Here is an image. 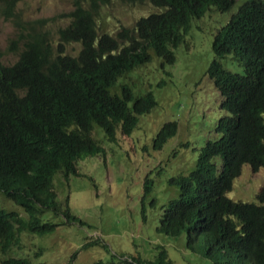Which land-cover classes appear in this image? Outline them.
<instances>
[{
	"label": "trees",
	"instance_id": "obj_1",
	"mask_svg": "<svg viewBox=\"0 0 264 264\" xmlns=\"http://www.w3.org/2000/svg\"><path fill=\"white\" fill-rule=\"evenodd\" d=\"M23 1L0 0L15 29L10 44L17 55L6 65L0 51V196L23 214L0 206V255L11 251L22 233L42 237L70 222L83 227L67 199L63 206L57 200L54 177H77L80 161L104 153L95 129L111 143L133 133L156 101L152 91L135 96L118 80L153 56L172 65L191 21L213 7L220 13L235 8L213 38L207 71L224 113L193 170L170 179L179 197L163 206L156 232L184 233L186 248L211 264H264V185L256 203L226 197L243 165L253 172L264 167V0L238 5L235 0H72L64 26L24 19L18 11ZM114 1L148 4L156 12L109 31L102 9ZM72 44L79 46L74 55L67 52ZM229 56L242 73L223 67L221 60ZM176 132V122L164 123L153 147L160 150ZM151 189L146 177L144 197ZM0 264L34 263L27 256H7ZM116 264L172 262L160 248L153 260L129 256Z\"/></svg>",
	"mask_w": 264,
	"mask_h": 264
},
{
	"label": "rangeland",
	"instance_id": "obj_2",
	"mask_svg": "<svg viewBox=\"0 0 264 264\" xmlns=\"http://www.w3.org/2000/svg\"><path fill=\"white\" fill-rule=\"evenodd\" d=\"M242 1L235 0V4ZM1 9L0 51L2 63L10 65L17 58L10 44L15 29ZM18 9L24 19L46 18L48 23L64 26L72 0H24ZM102 11L104 18L108 17L107 29L112 31L121 25L130 27L140 16L156 9L148 4L133 7L114 1ZM231 12L220 13L210 7L203 17L191 21L174 51L172 65H161V60L153 56L151 62L118 80L128 84L135 96L152 91L156 107L140 117L130 136H118L116 143L106 141L102 131L95 129L93 136L104 153L80 161L77 177H54L57 200L63 206L67 199L71 214L84 223L83 227L70 222L42 237L22 233L18 244L0 257L27 256L34 264H116L129 256L153 260L163 248L172 264H211L186 248L184 233L172 237L157 233L156 226L163 206L179 197L178 187L170 179L193 170L200 148L207 139L217 136L215 124L224 110L219 107L220 95L207 71L214 59L213 38ZM78 49L76 44L67 46L72 55ZM221 63L231 72H243L230 56ZM167 122H176L177 132L156 150L153 139ZM146 177L152 180V189L144 197ZM263 185L264 167L253 172L245 164L226 197L256 203ZM0 206L22 214L1 196ZM52 220L60 223L61 219Z\"/></svg>",
	"mask_w": 264,
	"mask_h": 264
},
{
	"label": "clouds",
	"instance_id": "obj_3",
	"mask_svg": "<svg viewBox=\"0 0 264 264\" xmlns=\"http://www.w3.org/2000/svg\"><path fill=\"white\" fill-rule=\"evenodd\" d=\"M232 12H233V11H232ZM232 12H231V13H232ZM102 13H103V12H102ZM231 13H230V14H231ZM228 20H229V19H228ZM226 23H227V22H226ZM226 23H225V24H226ZM221 27H222V26H221ZM216 33H217V32H216ZM152 58H153V57H152Z\"/></svg>",
	"mask_w": 264,
	"mask_h": 264
}]
</instances>
